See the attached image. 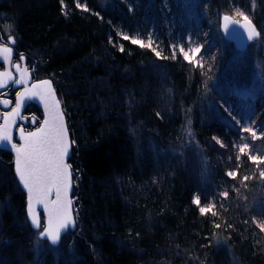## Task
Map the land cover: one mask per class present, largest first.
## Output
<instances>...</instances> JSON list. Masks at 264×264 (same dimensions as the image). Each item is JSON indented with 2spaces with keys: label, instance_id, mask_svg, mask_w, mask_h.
<instances>
[{
  "label": "trees",
  "instance_id": "trees-1",
  "mask_svg": "<svg viewBox=\"0 0 264 264\" xmlns=\"http://www.w3.org/2000/svg\"><path fill=\"white\" fill-rule=\"evenodd\" d=\"M136 1L0 0V27L61 101L77 223L56 248L39 240L0 150V264H264V114L260 137L240 139L222 98L233 97L213 82L224 56L210 34L200 64L169 47L171 37L158 52L124 39L144 25ZM205 1L211 14L238 8ZM258 16L261 42L264 3ZM231 71L220 77L245 76Z\"/></svg>",
  "mask_w": 264,
  "mask_h": 264
},
{
  "label": "rangeland",
  "instance_id": "rangeland-1",
  "mask_svg": "<svg viewBox=\"0 0 264 264\" xmlns=\"http://www.w3.org/2000/svg\"><path fill=\"white\" fill-rule=\"evenodd\" d=\"M235 2H237L235 5L238 7V13L248 16L251 21L257 15L261 17V8L264 0H242V2L236 0ZM140 4L139 1H136L135 6L137 11L141 10L142 12L141 17L143 19L141 22L144 25H139L136 28L138 34L136 33L133 37L128 36V40H141L145 46L158 52L157 48L163 47L165 49L167 47L166 40L171 37L172 43H169L171 44L169 47L179 52L183 48L185 52L191 55V50L195 47H201L202 51L204 50V46L201 43L202 38L210 34L211 42H218L217 46L221 49L224 56V61H221L219 66H217L218 71L221 70L220 74L214 77L213 82L218 83V88L225 82V89L233 97L230 100H226V97L222 96L226 103V117L228 116L239 127L240 139L242 136H244V139L260 137L257 132L254 136L252 131L257 129L256 125L259 118L264 114V40L251 43L242 53L236 52L231 44L222 39L219 33L220 14L218 15L217 11L211 14L209 12L211 7L206 4L205 0H144L141 6ZM237 11L232 17L241 19ZM211 15H213V18ZM202 18L207 20L206 27L204 26L205 23L201 21ZM138 29H141V32ZM10 39L13 40V36L9 27H0V44H7ZM150 41L151 46H149ZM181 54L183 53L181 52ZM203 55V52L198 54L193 64H200ZM230 70H232L231 72L234 75L245 76L240 79L233 77L231 80H228L227 76L220 77L221 75H226L224 72ZM30 71L32 72V70ZM221 79L222 81L219 83ZM261 120H264V117ZM247 128L250 131H246ZM183 136V142H186L185 147L191 145L190 125L187 124L185 126ZM263 202L264 199L262 200ZM262 228L264 230V224H262ZM39 245L37 244V247Z\"/></svg>",
  "mask_w": 264,
  "mask_h": 264
},
{
  "label": "snow or ice",
  "instance_id": "snow-or-ice-1",
  "mask_svg": "<svg viewBox=\"0 0 264 264\" xmlns=\"http://www.w3.org/2000/svg\"><path fill=\"white\" fill-rule=\"evenodd\" d=\"M87 10V9H85ZM243 20L242 27L247 31V39L253 40L256 30L248 16L237 13ZM224 22H228L230 17L224 15ZM124 39H129L124 36ZM9 40V44L14 43ZM131 43L144 47L141 40L132 39ZM151 46V41L149 42ZM184 60L192 63L198 54L202 52L201 47H195L191 50V55L184 51ZM159 55V53H157ZM175 55V53H174ZM12 56L11 47H0V57L4 62L10 61ZM25 74L21 73L20 78L16 79V85L25 84ZM8 80L7 72H0V89L4 88ZM39 84H33L31 88L18 93L15 107L11 112L4 115V125L0 127V141H6L12 152L15 154V175L18 177L19 184L26 190V210L27 216L31 220V225L35 228L40 227L37 206H42V211L46 217V224L42 235L46 236L52 245H57L62 230L73 225V217L70 212L72 201L69 199L70 184V165L66 162L69 155V140L63 127V116L59 112V105L52 98L51 84L45 80ZM39 89V90H38ZM38 97L44 105L46 118L39 128L35 131H25L23 127L19 130V146L13 142L12 133L9 128L10 123H15V119L20 117L22 104L26 99ZM4 107H8L9 101L4 100ZM24 119V117H20ZM35 122V117H33ZM250 131V129H246ZM255 136L256 132L253 130ZM241 152L244 151L242 147ZM253 159H255L253 157ZM230 175H234L230 173ZM199 205V200L194 201ZM201 214L211 211L207 207H199Z\"/></svg>",
  "mask_w": 264,
  "mask_h": 264
},
{
  "label": "water",
  "instance_id": "water-1",
  "mask_svg": "<svg viewBox=\"0 0 264 264\" xmlns=\"http://www.w3.org/2000/svg\"><path fill=\"white\" fill-rule=\"evenodd\" d=\"M224 15H228V14H220V16H219V26H218L219 33H220L222 39L225 42L231 44L233 49L236 52H239V53L244 52L251 43H255V42H257L260 39V36H261L260 31L258 30V28L254 25V23L250 19L249 20H250V22L252 24V27L256 30V35H254L252 41H249L247 39V31L245 30L244 27H242V25L244 23L242 19H235L231 15H228L230 17V20L228 22H224L222 20V17ZM8 43H9V41H8ZM12 45H13V43H12ZM0 47H10V46L0 45ZM13 57H14V49L13 48H12V56H11L10 61L4 62L2 57H0V64H1V66L3 68L2 70H0V72H7L8 73L7 83H6L4 88L0 89V93L8 85H11L13 89H16V90L18 89V92H17V94L15 96V103H16V97H17L18 93L23 91L25 89V87L30 89L33 84H39V85H41V87H43L42 82L45 81V80L49 81V83L51 84L52 98L59 105V112L63 116V127H64V129H65V131L67 133V137H68V140H69L70 150H69V155L66 157V162L69 163V158L71 156V149H72V140H71V136H70V133H69V130H68L67 119H66V116H65L61 101H60V99H59V97L57 95V92L55 90V87H54V84H53L52 80L49 79V78L35 80L33 78V76H32V72L24 64L25 56H21L19 58L20 62H21V67H19V65L17 63H14V64L11 65V61H12ZM21 73L25 74V76H24L25 84L16 85L14 83V81L16 79L20 78V74ZM3 101H4V99H0V112H3L2 115L0 114V127H3V125H4V115L6 113L11 112L12 109L15 107V103H14V106L11 107V108H10V103L8 104V107H4L3 103H2ZM28 104H31L32 106L36 107L39 110L40 115H41L39 123L32 130H30V131H35L37 128H39L41 126V124L43 123L44 119L46 118L44 105L40 102L38 97H33L32 99H26L24 101V103L22 104L20 117H24V116H22L23 110L25 109V107ZM20 117H17L15 119V123H10L9 124V128H10L11 133H12L13 142L17 143L18 146H19V143H20V141L18 139L19 130L26 123L25 118L21 119ZM17 124H19V126L16 128ZM0 150L9 153L11 158H12V170H13V174H14L16 183H17L20 191L25 196V217H26V221H27L30 229H32L33 231H35L37 233V238L39 240L45 241L50 247H53V248L57 247L59 245L62 237L65 234H67L68 232H74L76 230V228H77V223H76L75 214H74V204H73V199H72V193H73V187H74V176H73V173H72L71 166H70V169H69V171H70L69 199L72 201L70 212H71V215L73 217L74 223H73V225L69 226L67 229L62 230L61 237H60L57 245H52L51 242L47 239V237L42 235L43 230H44V226L46 224V217H45V215H44V213L42 211V206H37L38 218L40 220V227L39 228H35L34 226H32L31 225V220L27 216V210H26V196H27V193H26V190L23 189L22 185L19 184L18 177H16V175H15V154H14V152H12L10 145L6 141H0Z\"/></svg>",
  "mask_w": 264,
  "mask_h": 264
},
{
  "label": "flooded vegetation",
  "instance_id": "flooded-vegetation-1",
  "mask_svg": "<svg viewBox=\"0 0 264 264\" xmlns=\"http://www.w3.org/2000/svg\"><path fill=\"white\" fill-rule=\"evenodd\" d=\"M1 45V44H0ZM5 46H10L13 48V45L12 44H4ZM14 49V48H13ZM21 56H24L22 54H19L15 51L14 49V57L12 58V61H11V65L14 64V63H17L19 65V67H21V62H20V57ZM24 64L26 65V67L28 68V65H27V61L25 59V62ZM2 66L0 64V70H2ZM18 92V89H13L11 85H8L1 93H0V99H4V100H7L9 101L10 103V108L14 106V103H15V96ZM0 114L2 115L3 112H0ZM40 115V114H39ZM36 114V112H34L33 110V106L31 104H28L25 109L23 110V114L22 116H24L25 118V125L23 126V128L25 129V131H30L32 130L40 121V116ZM33 117H35V122H33ZM19 126V124H17L16 128ZM15 128V129H16Z\"/></svg>",
  "mask_w": 264,
  "mask_h": 264
}]
</instances>
